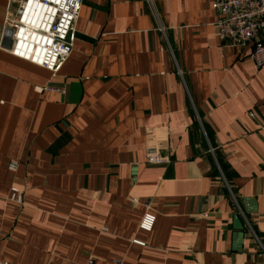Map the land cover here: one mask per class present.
Listing matches in <instances>:
<instances>
[{"label":"crops","instance_id":"0c3cea01","mask_svg":"<svg viewBox=\"0 0 264 264\" xmlns=\"http://www.w3.org/2000/svg\"><path fill=\"white\" fill-rule=\"evenodd\" d=\"M81 1L50 73L3 48L18 3L0 0V259L264 264V67L251 44L219 39L210 0Z\"/></svg>","mask_w":264,"mask_h":264},{"label":"built area","instance_id":"2783aa9c","mask_svg":"<svg viewBox=\"0 0 264 264\" xmlns=\"http://www.w3.org/2000/svg\"><path fill=\"white\" fill-rule=\"evenodd\" d=\"M17 11L5 22L11 45L7 52L20 60L55 73L69 56L75 39V23L82 6L81 0H16ZM217 13L216 32L222 42L234 47L251 44L250 60L256 69L264 67V0H210ZM148 164L160 159L147 154ZM11 170L15 163L9 165ZM8 200L22 204L21 193L9 191ZM153 217L146 216L140 227L149 230ZM0 264H9L0 259ZM85 264H95L92 260ZM113 264H124L114 260Z\"/></svg>","mask_w":264,"mask_h":264},{"label":"water","instance_id":"95a60500","mask_svg":"<svg viewBox=\"0 0 264 264\" xmlns=\"http://www.w3.org/2000/svg\"><path fill=\"white\" fill-rule=\"evenodd\" d=\"M11 45V41L8 37V35L6 34L4 36V40L2 42V46L4 49L9 50ZM248 203V202H247ZM248 207V212L252 213L255 211V205L254 203H250V205L247 206ZM232 230L234 232L233 234V245H232V249L236 252H240L241 250V245H242V240H243V231H244V227L239 219L238 216H234L232 219Z\"/></svg>","mask_w":264,"mask_h":264},{"label":"trees","instance_id":"16d2710c","mask_svg":"<svg viewBox=\"0 0 264 264\" xmlns=\"http://www.w3.org/2000/svg\"><path fill=\"white\" fill-rule=\"evenodd\" d=\"M259 37V36H258ZM260 38V37H259ZM261 38H263V37H261Z\"/></svg>","mask_w":264,"mask_h":264}]
</instances>
